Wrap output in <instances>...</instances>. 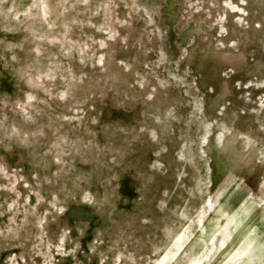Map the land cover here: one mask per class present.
I'll return each instance as SVG.
<instances>
[{
	"label": "rangeland",
	"instance_id": "374dc122",
	"mask_svg": "<svg viewBox=\"0 0 264 264\" xmlns=\"http://www.w3.org/2000/svg\"><path fill=\"white\" fill-rule=\"evenodd\" d=\"M0 264H264V0H0Z\"/></svg>",
	"mask_w": 264,
	"mask_h": 264
}]
</instances>
